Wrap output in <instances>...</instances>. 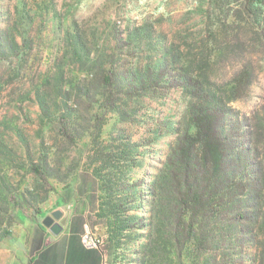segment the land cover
Instances as JSON below:
<instances>
[{
  "label": "rangeland",
  "instance_id": "rangeland-1",
  "mask_svg": "<svg viewBox=\"0 0 264 264\" xmlns=\"http://www.w3.org/2000/svg\"><path fill=\"white\" fill-rule=\"evenodd\" d=\"M167 58L166 75L184 66L225 97L227 125L264 117V7L248 13L243 0H0V264L26 252L36 227L58 226L48 242H65L76 219L85 220L81 237L103 252L102 264H251L229 249L199 254L194 244L180 256L153 204L154 177L179 137L195 131V99L171 83L130 98L121 90ZM109 70L118 74L115 109L100 85ZM40 101L50 106L48 118ZM58 123L69 130L63 134ZM241 238L249 243L230 248L250 258L257 246Z\"/></svg>",
  "mask_w": 264,
  "mask_h": 264
},
{
  "label": "trees",
  "instance_id": "trees-1",
  "mask_svg": "<svg viewBox=\"0 0 264 264\" xmlns=\"http://www.w3.org/2000/svg\"><path fill=\"white\" fill-rule=\"evenodd\" d=\"M243 1L248 13H256L264 7V0ZM169 59L157 62L145 76L139 77L137 85L128 84L121 90L124 97L130 98L138 89L154 91L162 84L171 83V87L186 90L195 99L190 109L195 131L179 137L154 177L150 190L153 204L180 256L187 246L194 244L199 254L229 249L233 255L240 256V263L264 264V117H259L257 123L254 120V124L247 120L242 128L227 125L225 97L212 93L203 81L197 82L198 77L184 66L171 68V74L166 75L171 67ZM107 72L100 77V85L105 88L107 107L115 109L116 102L112 98L118 74L114 70ZM247 76L246 73L242 77L246 89ZM239 82L240 79L235 81L234 91ZM40 107L43 117L48 118L50 106L40 101ZM64 125L60 126L62 133L64 128L69 130L68 125ZM234 130H238L237 133ZM28 150L30 152L29 147ZM30 169L46 179L43 166L32 163ZM85 225L84 219L75 220V228L71 230L73 241L82 239ZM244 235L257 246L250 258L234 249L249 243L241 238ZM58 246L59 243H48L44 230L36 227L31 249L33 258L29 264H43L46 256ZM89 251L94 264H102L103 252L100 249Z\"/></svg>",
  "mask_w": 264,
  "mask_h": 264
},
{
  "label": "crops",
  "instance_id": "crops-1",
  "mask_svg": "<svg viewBox=\"0 0 264 264\" xmlns=\"http://www.w3.org/2000/svg\"><path fill=\"white\" fill-rule=\"evenodd\" d=\"M45 232V231H44ZM46 233V241L48 240H55V236L51 232H45ZM70 236H68L65 240V242L57 241L55 243H59L58 248L54 249L50 254L46 256L44 259L43 264H68L70 258L72 260L77 261V264H94V259L92 257L91 251H89L86 248H83V244L81 242V245H79V240H72V234L69 233ZM35 231L28 232L25 242L23 245H25L26 252L20 251L18 254V259L15 258V260L12 262V264H29V260L33 258V255L31 253L32 244L34 241ZM49 243V242H48ZM50 243V244H55ZM84 252L86 254H84ZM100 264V263H99Z\"/></svg>",
  "mask_w": 264,
  "mask_h": 264
},
{
  "label": "built area",
  "instance_id": "built-area-1",
  "mask_svg": "<svg viewBox=\"0 0 264 264\" xmlns=\"http://www.w3.org/2000/svg\"><path fill=\"white\" fill-rule=\"evenodd\" d=\"M54 234V233H53ZM88 236L85 235L82 239V243L83 245L85 246V248L87 249H94V248H98V246L96 244H91L89 241H88Z\"/></svg>",
  "mask_w": 264,
  "mask_h": 264
},
{
  "label": "water",
  "instance_id": "water-1",
  "mask_svg": "<svg viewBox=\"0 0 264 264\" xmlns=\"http://www.w3.org/2000/svg\"><path fill=\"white\" fill-rule=\"evenodd\" d=\"M58 226H54L51 228V232L54 233V234H58Z\"/></svg>",
  "mask_w": 264,
  "mask_h": 264
}]
</instances>
